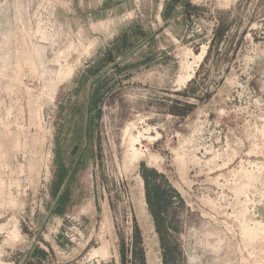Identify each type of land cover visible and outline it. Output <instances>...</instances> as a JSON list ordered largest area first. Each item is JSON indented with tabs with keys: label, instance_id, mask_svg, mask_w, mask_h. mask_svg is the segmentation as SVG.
<instances>
[{
	"label": "rangeland",
	"instance_id": "374dc122",
	"mask_svg": "<svg viewBox=\"0 0 264 264\" xmlns=\"http://www.w3.org/2000/svg\"><path fill=\"white\" fill-rule=\"evenodd\" d=\"M142 263L264 264V0H0V264Z\"/></svg>",
	"mask_w": 264,
	"mask_h": 264
},
{
	"label": "water",
	"instance_id": "95a60500",
	"mask_svg": "<svg viewBox=\"0 0 264 264\" xmlns=\"http://www.w3.org/2000/svg\"><path fill=\"white\" fill-rule=\"evenodd\" d=\"M174 18H175V17L173 16V17H171L168 21L170 22V21H172ZM151 36H153V35H150L148 38H150ZM148 38L145 39L144 41H142V42H141L140 44H138L137 46L133 47V48H132V49H131L126 55H124L123 57L117 59V60L114 62V65H118V64L121 63L126 57H128V56L131 55V54H133L137 49H139L140 47H142V46L147 42ZM102 74H103L102 72L99 73V74H97V75L94 77V79L91 80V81L89 82V84H88V88H89V90H90L91 85L93 84V82H95L99 77H101ZM71 172H72V171L69 172V174L66 176V178H65L64 181L62 182V184H61V186H60V188H59V190H58V192H57V194H56V196H55V199H54V201H53V204H52V206H51L50 209H49L48 215H49V214L51 213V211L53 210V208H54L55 204L57 203L59 197L61 196V194H62V192H63L65 186L67 185V182H68V180H69V177H70Z\"/></svg>",
	"mask_w": 264,
	"mask_h": 264
},
{
	"label": "bare ground",
	"instance_id": "6f19581e",
	"mask_svg": "<svg viewBox=\"0 0 264 264\" xmlns=\"http://www.w3.org/2000/svg\"><path fill=\"white\" fill-rule=\"evenodd\" d=\"M64 65V64H63ZM61 69H59V72H58V77H56L57 79H59V77L62 78H66L68 76L71 75V72H72V68L70 66H67V67H59ZM57 71V70H56ZM189 74V73H188ZM186 76V75H185ZM190 78V77H189ZM187 78V79H189ZM186 80V79H184ZM127 127V126H125ZM132 127H134V125H132ZM127 130V129H126ZM128 131V130H127ZM141 132V131H140ZM129 133V132H128ZM124 135V134H123ZM129 135V134H128ZM127 135V136H128ZM128 138V137H127ZM141 138V135L139 134L138 136L134 135V136H130L129 137V142H128V150H130V153L132 154V156L134 155L136 158H139L142 153L141 151L138 149L139 147H136L137 143L139 142V139ZM150 139V138H149ZM260 223V222H258ZM16 230L12 231L10 234H15Z\"/></svg>",
	"mask_w": 264,
	"mask_h": 264
},
{
	"label": "trees",
	"instance_id": "16d2710c",
	"mask_svg": "<svg viewBox=\"0 0 264 264\" xmlns=\"http://www.w3.org/2000/svg\"><path fill=\"white\" fill-rule=\"evenodd\" d=\"M224 29H225L224 26H221L220 28H217V31L215 32V35H214V37H213V42L215 41L216 38L219 39V38L223 35V33H224ZM155 202H156V203H154L153 205H155V207L159 209V202H158V200H157L156 198H155ZM156 211H158V210H156ZM158 212H159V211H158ZM158 212H155V214H156V216H157V220L163 222V218L160 217V215L158 214ZM157 229L159 230L158 227H157ZM142 261H143V260H142ZM142 264H143V263H142Z\"/></svg>",
	"mask_w": 264,
	"mask_h": 264
},
{
	"label": "flooded vegetation",
	"instance_id": "af4514ba",
	"mask_svg": "<svg viewBox=\"0 0 264 264\" xmlns=\"http://www.w3.org/2000/svg\"><path fill=\"white\" fill-rule=\"evenodd\" d=\"M90 102V99H88V102H87V104ZM87 113H86V115H85V121H87ZM86 123V125H85V127H84V134H83V136H84V140H86V126H87V122H85ZM86 147V143H85V145H84V148ZM82 151H84L83 149H82ZM81 155H82V152H81ZM79 159H80V156H79V158L76 160V162L73 164V166H72V168L70 169V171H72L71 172V174H70V177H69V180H70V178H71V176H72V173L74 172V169L76 168V166L78 165L77 163H78V161H79ZM70 171H68V173L66 174V176L69 174V172ZM66 176H65V178H66ZM64 178V179H65ZM69 180H68V182H69ZM64 181V180H63ZM68 182H67V184H68ZM66 187H67V185L65 186V188H64V190H63V192H62V194H61V196L63 195V193L65 192V189H66ZM61 196L59 197V199L61 198ZM58 199V200H59ZM58 202V201H57Z\"/></svg>",
	"mask_w": 264,
	"mask_h": 264
},
{
	"label": "crops",
	"instance_id": "0c3cea01",
	"mask_svg": "<svg viewBox=\"0 0 264 264\" xmlns=\"http://www.w3.org/2000/svg\"><path fill=\"white\" fill-rule=\"evenodd\" d=\"M96 82V81H95ZM94 83V82H93ZM89 84V83H88ZM91 89H92V87L90 88V90H89V95H88V99H89V97H90V92H91Z\"/></svg>",
	"mask_w": 264,
	"mask_h": 264
}]
</instances>
